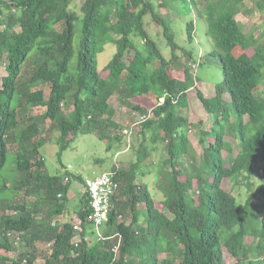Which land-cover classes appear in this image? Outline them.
Instances as JSON below:
<instances>
[{
    "label": "trees",
    "instance_id": "16d2710c",
    "mask_svg": "<svg viewBox=\"0 0 264 264\" xmlns=\"http://www.w3.org/2000/svg\"><path fill=\"white\" fill-rule=\"evenodd\" d=\"M74 1L0 0V64L6 67L0 86V264H38L39 243L52 245L44 264H227V251L236 259L228 264H264V181L251 182L256 170L264 176V91H258L264 83V0H85L80 12ZM248 1L255 2L259 19L249 32L237 18L251 8ZM172 12L187 18L188 46L178 40ZM192 12L207 22L210 56L222 64L224 80L212 95L197 86V57L189 46L199 33ZM147 16L163 33L170 57L148 31ZM109 44L115 51L99 70ZM193 87L214 116L210 130L199 129L200 142L208 143L201 155L185 111ZM37 107L45 110L35 114ZM121 107L153 116L139 123L143 141L134 160H120L110 171L118 190L100 238L90 235L87 180L62 158L80 134L96 132L108 152L122 143L132 121L123 126ZM54 139L63 168L55 174L43 153ZM159 144L168 156L156 175L163 200L139 182ZM10 153L15 166L7 177L2 172ZM73 179L86 190L69 216ZM241 179H250L243 204L227 187ZM77 225L81 240L75 242ZM14 236L24 244L17 258L8 255L17 250Z\"/></svg>",
    "mask_w": 264,
    "mask_h": 264
},
{
    "label": "rangeland",
    "instance_id": "374dc122",
    "mask_svg": "<svg viewBox=\"0 0 264 264\" xmlns=\"http://www.w3.org/2000/svg\"><path fill=\"white\" fill-rule=\"evenodd\" d=\"M85 0H75L73 4V9L80 12L81 7L83 5V2ZM249 10L245 11L244 13H241L237 16L238 21L243 28L244 31L249 32L253 27V22H258L259 19L258 16V10L256 8V4L254 1H248ZM172 16L175 19L174 25L177 30V37L179 42H182V44L187 45L186 41V35H185V27H184V21L187 20L185 17H179L177 12H172ZM189 16H193V19L196 21V26L199 35L197 36L196 42L192 43L189 46V49H192L195 52V55L197 57L196 61V69L194 71L196 72V76L198 78L197 86L199 88H202V90L207 95H212L215 92V86L217 83H221L224 80V73L222 70V64L221 60L218 58H214L210 56V50L212 49V38L208 35V24L207 22L201 18L197 12H192L189 14ZM147 22L149 23V27L147 26L148 31L152 36L155 37V39L158 41L159 45L163 49L165 55L168 57L171 56V48L167 45V41L163 35V33H159V29L156 26L155 21L151 16H147ZM80 27H81V21H77V34L75 37V46L78 49L80 45ZM58 29H62V26L59 25L57 27ZM162 30V28H161ZM134 40L136 43L140 46L139 48L145 49L144 41L143 39L139 37H134ZM115 47L112 44H109L106 48V50L99 55V70H103V68L106 66V64L110 61L112 58V55L114 53ZM77 58L75 57L73 60V63H76ZM185 60V58H183ZM185 62V61H184ZM180 67V66H179ZM6 74V67L5 63L0 64V86H2L3 77ZM45 89L48 91L50 88L49 86H44ZM259 92L264 91V83L260 85V88L258 89ZM188 100H189V106L186 108V113L190 117V121L193 124L191 126V139L192 142L195 144V146L198 149V152L203 154L205 147L208 145L207 142L202 144L200 142V128H206L210 129L212 125L214 124V116L210 113H208L199 98L198 95V89L196 87H193L188 92ZM111 102H115V100L112 98ZM118 105L117 103H115ZM71 106L69 103L65 105V108L69 109ZM45 110L43 107H37L33 109V112L35 114L42 113ZM122 118L121 122L124 127H127L131 124V128L133 130V134L131 136H127L126 134L123 137L122 143L116 144L115 148L108 152L107 151V143L102 141L99 138V135L94 133H88V134H80L78 139L71 145V147L66 150L63 154V163L75 174H81L86 179L87 178H93L98 175H101L106 172H110L112 170L113 165L120 161V160H134L135 153L137 148L140 147L141 142L143 141V135L141 133L142 125L138 123L139 116L134 114L132 111L124 109L121 107ZM233 119V118H232ZM47 138L51 137V133L45 134ZM148 138L150 139L151 133H147ZM239 141V140H238ZM150 144H152L150 142ZM160 148L157 151H153L152 156L148 159L146 162L145 172L146 175L139 179V182L144 180L151 189V192L153 193L154 197L158 200H163L165 198L164 193L162 190L157 186V180L156 175L159 170L160 165L162 164L163 160L167 158V153L165 150V146L159 145ZM240 146V145H239ZM239 146H235V154H238V152L241 150ZM58 151L59 146L55 139L47 144L44 149L43 153L46 157L48 166L50 168V172L55 174L59 170H63L61 163L59 162L58 157ZM227 155H225L226 157ZM234 156V155H233ZM233 156L228 155V162L233 163L234 159ZM102 162H99V161ZM14 155L12 153L9 154L8 162L3 170V174L7 177H12L13 167H14ZM264 176L261 175L260 170H256V173L253 175L251 182L255 185H259L264 180ZM250 180V179H249ZM249 180H243L238 182H231L228 184V188L232 190L234 194H236L237 200L239 203L243 204L246 202L248 196H249V188L247 186V182ZM72 188H71V194L72 199L70 202V213L69 216L72 215V212L74 211L75 207L77 206L79 200L81 199L83 192L86 190L85 186L82 185L77 180H72ZM17 202H22L23 197H17ZM14 202V201H12ZM255 203H257V199L255 200ZM7 213L9 214H16L14 210H8ZM3 214V211L0 210V218ZM63 221H66L65 219ZM77 222V220H76ZM80 230L77 231L75 241L81 240V234ZM91 236L94 235L93 233H90ZM12 241L14 240L15 247L17 246V250H15L12 253H8V255L11 256V258H17L19 252H21L24 249V244L21 241L20 238H17L16 236L13 237ZM38 249L40 250V256L38 257V264H44L46 261V258L43 254L49 255L52 252V245L46 244V243H39ZM6 254V252H4ZM42 254V255H41ZM235 258H233L228 251L225 252V261L226 263H232L235 262Z\"/></svg>",
    "mask_w": 264,
    "mask_h": 264
},
{
    "label": "built area",
    "instance_id": "2783aa9c",
    "mask_svg": "<svg viewBox=\"0 0 264 264\" xmlns=\"http://www.w3.org/2000/svg\"><path fill=\"white\" fill-rule=\"evenodd\" d=\"M148 117V115L141 116V121H145ZM87 190L92 198L93 218L98 226L107 218L112 197L118 190V183L113 173H106L96 178L88 179Z\"/></svg>",
    "mask_w": 264,
    "mask_h": 264
},
{
    "label": "clouds",
    "instance_id": "9594fccd",
    "mask_svg": "<svg viewBox=\"0 0 264 264\" xmlns=\"http://www.w3.org/2000/svg\"><path fill=\"white\" fill-rule=\"evenodd\" d=\"M194 65H195V67H194ZM193 65V68L194 69H196V64H194ZM162 101H164V99H162ZM148 118L145 120V121H147L148 119H150L153 115H152V113H150V114H148ZM142 122H144V121H141V116L139 117V119H138V123H142ZM203 128V127H202ZM212 128V127H211ZM210 128V129H211ZM205 130H210V129H206V128H204ZM125 134L127 135V136H131L132 134H133V130H132V128H130V129H125ZM190 133H191V131H190ZM151 137V136H150ZM190 139H191V136H190ZM191 141H192V139H191ZM194 144V143H193ZM151 145V144H150ZM159 145H162V144H159ZM164 146H165V144H163ZM195 145V144H194ZM196 147V146H195ZM160 148V146L158 147V149ZM197 148V147H196ZM261 171V175L263 176V170L261 169L260 170ZM106 173H113V172H106ZM106 173H103V174H106ZM103 174H101V175H103ZM101 175H98V176H101ZM98 176H96V177H98ZM96 177H93V178H96ZM93 178H87L86 180H88V179H93ZM87 184V183H86ZM117 193V191L114 193V195ZM93 208V207H92ZM111 210H112V200H111V207H110V210H109V212H108V214H107V218L100 224V225H96V223H95V220H94V218H93V214H92V216H91V219H92V225H91V228L89 229L90 230V232H95L96 233V235H98L100 238L102 237V235H103V232H104V227L107 225V223H108V221H109V219H110V213H111ZM16 212V211H15ZM17 213V212H16ZM93 213H94V211H93ZM55 224V223H54ZM76 229H77V231L78 230H80L81 231V228H80V225H77L76 226ZM75 241V240H74ZM80 241V240H79ZM75 242H78V241H75Z\"/></svg>",
    "mask_w": 264,
    "mask_h": 264
}]
</instances>
